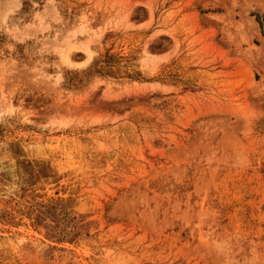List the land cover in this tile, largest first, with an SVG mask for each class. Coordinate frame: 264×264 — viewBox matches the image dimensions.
I'll return each mask as SVG.
<instances>
[{
    "label": "rangeland",
    "instance_id": "374dc122",
    "mask_svg": "<svg viewBox=\"0 0 264 264\" xmlns=\"http://www.w3.org/2000/svg\"><path fill=\"white\" fill-rule=\"evenodd\" d=\"M0 264H264V0H0Z\"/></svg>",
    "mask_w": 264,
    "mask_h": 264
}]
</instances>
